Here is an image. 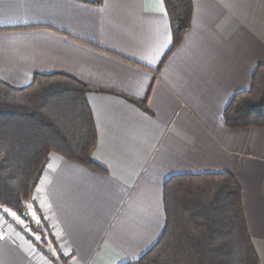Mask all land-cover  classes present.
I'll list each match as a JSON object with an SVG mask.
<instances>
[{"label":"crops","instance_id":"obj_1","mask_svg":"<svg viewBox=\"0 0 264 264\" xmlns=\"http://www.w3.org/2000/svg\"><path fill=\"white\" fill-rule=\"evenodd\" d=\"M192 2L173 49L164 0H0V80L64 73L88 84L93 159L106 169L51 152L27 213L0 208V264L138 260L165 228L167 179L224 171L242 187L264 264V128L233 130L223 117L264 64V0Z\"/></svg>","mask_w":264,"mask_h":264},{"label":"trees","instance_id":"obj_2","mask_svg":"<svg viewBox=\"0 0 264 264\" xmlns=\"http://www.w3.org/2000/svg\"><path fill=\"white\" fill-rule=\"evenodd\" d=\"M164 1L174 49L191 28L193 2ZM89 90L88 84L64 73H39L20 87L0 80V208L23 215L51 152L106 171L93 159L98 131ZM136 101L147 110L144 101ZM223 117L233 130L264 128V64L256 68L250 88L233 96ZM164 207L166 225L158 241L125 264H259L243 190L233 173L173 175L164 185ZM30 225L46 244L44 229L32 221ZM56 258L59 264L67 262L61 253Z\"/></svg>","mask_w":264,"mask_h":264},{"label":"built area","instance_id":"obj_3","mask_svg":"<svg viewBox=\"0 0 264 264\" xmlns=\"http://www.w3.org/2000/svg\"><path fill=\"white\" fill-rule=\"evenodd\" d=\"M37 246L42 252H44V253L46 252L45 242H44L43 238H40L37 240ZM61 264H65V263L61 262Z\"/></svg>","mask_w":264,"mask_h":264},{"label":"water","instance_id":"obj_4","mask_svg":"<svg viewBox=\"0 0 264 264\" xmlns=\"http://www.w3.org/2000/svg\"><path fill=\"white\" fill-rule=\"evenodd\" d=\"M27 213V210H25L24 212H23V214H26Z\"/></svg>","mask_w":264,"mask_h":264}]
</instances>
